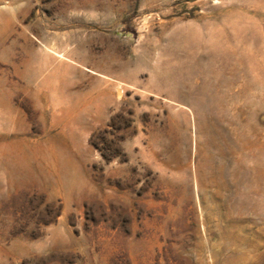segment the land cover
I'll return each instance as SVG.
<instances>
[{"label":"rangeland","instance_id":"rangeland-1","mask_svg":"<svg viewBox=\"0 0 264 264\" xmlns=\"http://www.w3.org/2000/svg\"><path fill=\"white\" fill-rule=\"evenodd\" d=\"M0 264H264V0H0Z\"/></svg>","mask_w":264,"mask_h":264},{"label":"bare ground","instance_id":"bare-ground-1","mask_svg":"<svg viewBox=\"0 0 264 264\" xmlns=\"http://www.w3.org/2000/svg\"><path fill=\"white\" fill-rule=\"evenodd\" d=\"M79 7V6H78ZM160 21H162V20H160ZM62 48V47H61ZM62 58H63V56H62ZM98 64V63H97ZM99 66V65H98ZM93 72V71H92ZM105 80V79H104Z\"/></svg>","mask_w":264,"mask_h":264}]
</instances>
